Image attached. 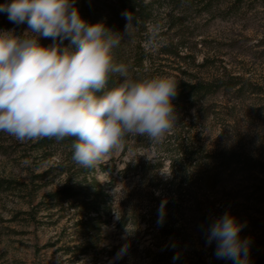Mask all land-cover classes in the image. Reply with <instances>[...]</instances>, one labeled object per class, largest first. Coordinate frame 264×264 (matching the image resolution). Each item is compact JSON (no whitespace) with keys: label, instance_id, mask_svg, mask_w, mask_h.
<instances>
[{"label":"rangeland","instance_id":"374dc122","mask_svg":"<svg viewBox=\"0 0 264 264\" xmlns=\"http://www.w3.org/2000/svg\"><path fill=\"white\" fill-rule=\"evenodd\" d=\"M153 1L146 28L141 31V23L134 26L132 38L125 33L124 0H76L75 6L88 23L103 22L122 35L114 55L117 62L128 66L130 77L168 76L179 85L189 78L218 83L207 94H183L182 100H173L179 111L177 120L182 117L185 126V142L203 149L210 158L186 175L185 190L174 202L176 198L166 193L152 195V185L159 178L173 176L168 160L159 152L169 143L167 136L154 148L145 137L128 136L112 160L105 157L102 161L112 170L99 172L98 178L110 185L114 217L102 226L95 264H153L157 254L163 257L159 264H232L215 257L214 242L206 243L207 226L225 212L242 225L241 239L250 241L249 264H264V0ZM149 23L163 26L162 46L168 44L164 51L179 50L178 54L163 53L162 46L146 50ZM27 28L26 23L15 24L0 12V30L22 35ZM39 42L48 46L52 40L40 37ZM143 56L151 62L146 60L140 68L136 63ZM186 56L190 57L186 61L180 58ZM20 143L0 132V180L29 182L32 169L41 173L55 161L40 157L34 162L29 144ZM149 150L152 160L143 155ZM160 163L162 169L156 170L154 166ZM58 179L48 174L29 183L24 191L17 184L14 190L0 188V264L92 263L90 256L73 262L56 250L86 241L76 235L68 213L45 197ZM30 189L36 195L33 208L27 203ZM162 202L177 206L161 212ZM135 207L152 220L119 230V215ZM30 209L37 212L35 220L25 212ZM163 224L164 231L175 237L159 235ZM58 236L59 243L49 246Z\"/></svg>","mask_w":264,"mask_h":264},{"label":"clouds","instance_id":"9594fccd","mask_svg":"<svg viewBox=\"0 0 264 264\" xmlns=\"http://www.w3.org/2000/svg\"><path fill=\"white\" fill-rule=\"evenodd\" d=\"M75 4L76 0L0 4V12L11 22L28 26L22 35L0 30V132L21 143L74 138L73 161L94 168L122 150L128 136L145 137L154 148L173 131L178 83L168 76L130 77L128 66L114 55L122 35L103 22L88 23ZM122 15L125 33L132 38L139 18L129 11ZM162 32L159 23L147 25L146 50L163 45ZM40 37L52 43L44 46ZM116 75L121 82L110 86ZM143 155L153 159L150 150ZM241 230L229 212L207 226L206 243H215L217 259L249 264L250 241L241 239ZM125 251L126 246L117 258Z\"/></svg>","mask_w":264,"mask_h":264},{"label":"trees","instance_id":"16d2710c","mask_svg":"<svg viewBox=\"0 0 264 264\" xmlns=\"http://www.w3.org/2000/svg\"><path fill=\"white\" fill-rule=\"evenodd\" d=\"M9 1L10 0H0V4L9 3ZM124 4L126 11L132 12L139 18L143 27L141 31H143V29L146 28L147 22L151 19V14L148 13V9H151L154 5V1L152 0L150 3H144V0H124ZM171 26V24H168V28L171 29ZM167 45L168 44H165L164 47L162 46L163 53L174 55L179 53V50L176 52L170 51L169 49L168 51H164ZM179 47L183 48V45L181 44ZM180 58L186 61L190 57L186 56ZM146 60L151 62V59H147V57L143 56L139 59L138 63H136V66L142 68ZM190 63H192V61ZM121 80L122 78L118 75L113 76L110 80V86L118 84ZM216 84L218 83L193 81L192 78H189V81L185 82L183 85H179L178 83L177 95L173 100L176 102L182 100L184 97L183 94L187 97L207 94L211 92L212 86L216 87ZM176 113L178 117L179 111ZM181 119L182 117L176 121L173 131L167 135V139L169 140L167 146L159 150V152L163 153V158L168 160L172 168L173 176L166 180H161L159 178V181L152 185V195L156 191L166 193L176 198L174 202H178V198L180 199L182 192L185 190V186L188 182L186 175L206 165L210 158L203 149L195 147L192 144L187 145L185 142V126L180 121ZM126 138L125 141L127 140ZM73 140L74 138H65L61 141L45 138L37 142L28 141L29 148L36 159L34 162H37V159L40 157L43 159H52L54 157L55 161H53L46 171L41 173H36V171L32 169L29 173V182L24 180L3 179L0 180V188L5 187L6 190H14L18 188L16 187L17 185H20L22 186L20 190L24 191L23 189H26L29 183L33 184L35 179H44L48 174H53L60 178L58 179L59 182L57 186L50 189L45 197L48 202L53 203L55 208H58L63 213H68L69 218L72 220L71 226L76 235L86 241L72 246L57 247L56 250L61 251L63 256H69L73 262H78L82 256H90L91 259H93L91 264H95L96 258L98 257L97 248L102 226L111 223V218L114 217L113 211L115 205L114 198L109 192L110 185L103 184L98 178V173L102 172L107 174L112 168L107 165L106 161L99 162L94 168H84L75 163L72 159ZM114 153L115 152L108 156V160L113 159ZM36 166L39 167L40 163H37ZM137 167L136 165L135 168ZM162 167L163 165L161 163L154 166L156 170H160ZM143 170L145 171L146 169ZM47 184L48 182L44 183L43 186H47ZM35 198L36 195L34 191L30 189L27 193V203L30 204L31 208H33ZM171 206L175 208L177 204L165 203L161 205V207H163L162 211H168ZM25 212L35 220L37 212H33V209ZM147 215V213L138 211V207H135L133 210L119 215L116 227L119 230H124L128 226H138L142 222L152 220L148 219L149 217H147ZM164 227H166L165 224H163L161 228L158 227L160 228L159 235H170L175 237L172 233H166ZM64 231L65 228L62 229V232ZM59 240L60 236H58L55 243L49 246H56ZM162 260L163 257L159 254L156 255V258L155 256L152 258L153 264H159Z\"/></svg>","mask_w":264,"mask_h":264}]
</instances>
